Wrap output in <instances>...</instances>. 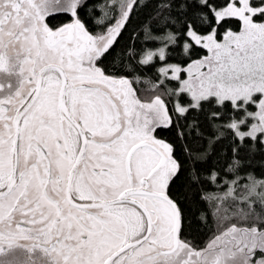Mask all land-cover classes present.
Masks as SVG:
<instances>
[{
    "label": "snow or ice",
    "instance_id": "obj_1",
    "mask_svg": "<svg viewBox=\"0 0 264 264\" xmlns=\"http://www.w3.org/2000/svg\"><path fill=\"white\" fill-rule=\"evenodd\" d=\"M0 264H264V0H0Z\"/></svg>",
    "mask_w": 264,
    "mask_h": 264
}]
</instances>
